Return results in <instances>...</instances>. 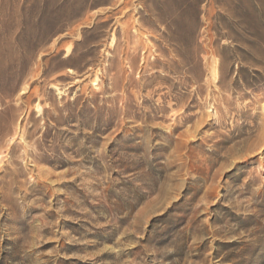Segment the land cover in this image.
<instances>
[{"label":"rangeland","instance_id":"rangeland-1","mask_svg":"<svg viewBox=\"0 0 264 264\" xmlns=\"http://www.w3.org/2000/svg\"><path fill=\"white\" fill-rule=\"evenodd\" d=\"M0 264H264V0H0Z\"/></svg>","mask_w":264,"mask_h":264}]
</instances>
